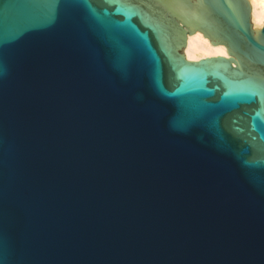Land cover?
<instances>
[{"label":"water","instance_id":"95a60500","mask_svg":"<svg viewBox=\"0 0 264 264\" xmlns=\"http://www.w3.org/2000/svg\"><path fill=\"white\" fill-rule=\"evenodd\" d=\"M252 11L0 0V264H264Z\"/></svg>","mask_w":264,"mask_h":264},{"label":"bare ground","instance_id":"6f19581e","mask_svg":"<svg viewBox=\"0 0 264 264\" xmlns=\"http://www.w3.org/2000/svg\"><path fill=\"white\" fill-rule=\"evenodd\" d=\"M252 5V22L255 29L264 26V0H250ZM184 53L188 60L199 61L204 58L229 57L226 47L213 46L209 39L202 33H196L188 37Z\"/></svg>","mask_w":264,"mask_h":264}]
</instances>
